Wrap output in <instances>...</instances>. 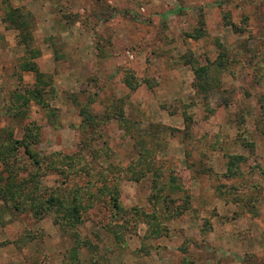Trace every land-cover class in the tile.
I'll use <instances>...</instances> for the list:
<instances>
[{"label": "rangeland", "instance_id": "1", "mask_svg": "<svg viewBox=\"0 0 264 264\" xmlns=\"http://www.w3.org/2000/svg\"><path fill=\"white\" fill-rule=\"evenodd\" d=\"M263 103L264 0H0V135L36 126L73 163H40L35 192L85 205L0 200V264H264Z\"/></svg>", "mask_w": 264, "mask_h": 264}, {"label": "trees", "instance_id": "2", "mask_svg": "<svg viewBox=\"0 0 264 264\" xmlns=\"http://www.w3.org/2000/svg\"><path fill=\"white\" fill-rule=\"evenodd\" d=\"M14 16V10L6 14V18L18 28L23 21H19L14 18ZM24 62L25 68L27 67L30 70L35 71V65L33 63H30L28 60ZM35 75L36 84L32 89L27 90V96L22 98L17 94L15 95V100L22 98V100L24 99V101L27 102V99L31 98L37 103L43 102L40 89L45 81L40 82L41 74L37 71H35ZM18 108L19 104L17 106L15 105L13 110H18ZM82 110L86 116V110ZM88 120V116H86L84 121ZM1 131L5 130L2 129ZM37 134L36 126L32 127L27 125L24 127L23 133L19 139L13 138L11 131H8L7 133L2 132V135H0V200L4 204L14 208L30 210L31 212L39 214L51 212L52 214L57 215L59 220L64 219L68 222H72L77 219V216H79V210L85 208V205L82 204L81 198L77 197V195L80 194L79 191L70 199L69 203L66 200L64 193L49 194L47 197H43V195L40 196L35 192V185L37 183L35 180L37 173L35 171L39 170L41 168L40 163L44 162L46 170H55L63 174L65 168H71L69 164L73 163V157L67 155L55 158L39 157L32 148V143L36 140ZM20 146L22 147L29 164H31L33 171L28 172L27 177L17 178L18 171L21 167L18 164L16 154L17 148ZM235 162L237 163V157H231L227 163L228 172H230L229 166L232 167ZM139 168H145V170L151 171L153 175H156L157 173L151 159L147 158L146 155L139 156ZM4 172L6 174L5 176L2 175ZM141 174H143V172H141ZM177 188L179 187L175 186V189ZM82 194L86 196L88 201L91 199L92 195L90 192H84ZM159 200H167L168 202L170 201V197L168 194H165V196H158L156 201ZM111 203L114 208L117 207L115 197L112 198Z\"/></svg>", "mask_w": 264, "mask_h": 264}]
</instances>
